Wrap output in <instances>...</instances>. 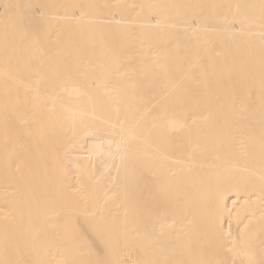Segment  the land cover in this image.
I'll list each match as a JSON object with an SVG mask.
<instances>
[{
  "label": "snow or ice",
  "instance_id": "6c2138e0",
  "mask_svg": "<svg viewBox=\"0 0 264 264\" xmlns=\"http://www.w3.org/2000/svg\"><path fill=\"white\" fill-rule=\"evenodd\" d=\"M228 191L264 209V0L0 3V264H264Z\"/></svg>",
  "mask_w": 264,
  "mask_h": 264
},
{
  "label": "bare ground",
  "instance_id": "6f19581e",
  "mask_svg": "<svg viewBox=\"0 0 264 264\" xmlns=\"http://www.w3.org/2000/svg\"><path fill=\"white\" fill-rule=\"evenodd\" d=\"M7 2V0H0V3ZM22 2V0H21ZM136 2H150V3H171V2H191V0H136ZM224 201L229 210H233V201L236 203V209L241 217L248 216L253 221V225L259 229L261 213L264 209L261 208L256 197L249 199L243 192L228 191L224 193ZM247 201V203L245 202ZM231 219V218H229ZM248 221L245 220V223ZM233 228H235V221H232ZM227 227V224H225Z\"/></svg>",
  "mask_w": 264,
  "mask_h": 264
}]
</instances>
